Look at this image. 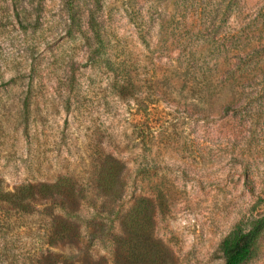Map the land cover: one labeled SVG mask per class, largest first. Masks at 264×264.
<instances>
[{"label": "rangeland", "instance_id": "1", "mask_svg": "<svg viewBox=\"0 0 264 264\" xmlns=\"http://www.w3.org/2000/svg\"><path fill=\"white\" fill-rule=\"evenodd\" d=\"M107 156L125 189L105 234L90 198L66 213L29 187L87 189ZM139 199L156 210L136 262L117 238ZM263 215L264 0H0V264H224Z\"/></svg>", "mask_w": 264, "mask_h": 264}, {"label": "trees", "instance_id": "2", "mask_svg": "<svg viewBox=\"0 0 264 264\" xmlns=\"http://www.w3.org/2000/svg\"><path fill=\"white\" fill-rule=\"evenodd\" d=\"M125 166L113 157L107 156L100 164L94 174L93 181L89 188L80 187L74 182L72 177H61L57 182L42 185H30L34 195L45 197L48 200L64 206L66 213L80 211L81 203L90 198L94 205L90 224L92 228H98V233H107L114 226L115 220L119 215L118 204L122 200L125 189ZM151 210L154 212L156 207L149 199H139L133 209L122 221L124 232L130 236L129 242L122 237L117 238L118 248L125 251L129 247H135L139 255L135 258L136 262L149 261L150 248L143 240L148 235L147 223L152 221L149 215ZM79 213V212H78ZM64 221V222H63ZM65 237H80L81 227L75 226L68 217L64 218ZM264 235V215L254 218L248 223H240L222 241L220 250L223 254L224 264H245L258 251L262 236ZM155 250V256L159 262H163L164 246Z\"/></svg>", "mask_w": 264, "mask_h": 264}]
</instances>
